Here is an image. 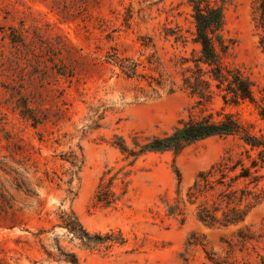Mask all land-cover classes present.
I'll use <instances>...</instances> for the list:
<instances>
[{
    "label": "rangeland",
    "instance_id": "obj_1",
    "mask_svg": "<svg viewBox=\"0 0 264 264\" xmlns=\"http://www.w3.org/2000/svg\"><path fill=\"white\" fill-rule=\"evenodd\" d=\"M253 1L231 0L226 8V35L234 42L227 62L252 80L261 100L263 32L256 28ZM194 31L187 0H0V160L15 144L23 145L39 160L41 172H56L68 180L71 166L63 158L75 153L84 165L73 181V201L65 198L64 185L36 189L49 219L58 223V214L72 210L90 232L120 231L127 240L95 252L75 249L83 264H260L264 257V201L246 223L229 228L203 225L194 208H188L182 224L168 215L164 203L177 197L176 168L185 195L200 172L229 150L242 152L243 143L237 137H215L179 156L150 153L130 165L115 145L116 136L133 148L134 137L144 141L171 133L191 113L200 115L194 109L196 98L183 90L171 95L160 90L161 97L147 98L152 89L145 81L127 80L106 64L96 71L85 58L104 63L116 48L142 63L140 71L159 78L163 67L151 71L155 66L149 64L157 53L180 83L171 60L198 51ZM176 34L188 38L186 48L175 42ZM26 105L41 122L37 127L24 118ZM222 111L264 135V121L249 102L229 106L215 96L206 113ZM107 170H113L111 175L129 172V185L116 181L118 194L127 191L115 205L103 208L94 197ZM241 230L252 239L243 240ZM20 235L25 234L0 231V258L18 257L12 250ZM62 245L74 249L65 239ZM28 255L30 261L24 255L22 264H48L38 248Z\"/></svg>",
    "mask_w": 264,
    "mask_h": 264
},
{
    "label": "trees",
    "instance_id": "obj_2",
    "mask_svg": "<svg viewBox=\"0 0 264 264\" xmlns=\"http://www.w3.org/2000/svg\"><path fill=\"white\" fill-rule=\"evenodd\" d=\"M230 1L187 0L192 8L195 25L192 42L198 46V51L193 50L191 56L175 55L171 60L180 83L167 71L157 53L149 59V64L155 66L151 71L163 67L165 73L159 78L140 71L142 63L124 56L116 48H112L104 63L85 57L91 69L100 71L101 66L106 64L116 68L119 76L127 80L145 81L152 89L147 98L161 97L160 90L169 95L183 90L196 98L194 109H200V115L191 113L189 119L182 120L171 133L144 141L134 137L133 148L125 139L116 136L115 145L131 160L130 165L150 153L172 152L179 156L188 147L215 137H237L243 143L242 152L234 154L229 150L208 170L200 172L185 195L182 193V174L176 168L177 197L173 202L166 199L164 203L168 215L179 219L182 224L187 220L188 208H194L196 219L207 227L239 226L246 223L250 214L264 201V135L256 134L251 125L245 124L233 113H206L207 106L215 96H219L229 106L249 102L256 107L264 121V94L258 100L252 80L227 62L234 46L233 40L226 35V8ZM253 15L256 28L263 32L261 44L264 46V0L253 1ZM188 41L182 34L175 36V42H181L184 48ZM28 107L24 106L28 112L23 116L37 127L41 122L34 110ZM28 151L25 146L15 144L12 151L0 160V231L19 230L25 234L15 239L17 248L12 252L18 257L7 259L5 256L0 258V264H12L11 261L22 264L24 255L29 260L28 253L36 248L44 256L43 263L83 264L75 249L95 252L127 242L120 231L106 234L90 232L72 210L58 214V223L49 219L45 200L41 199L36 189L45 190L54 185L62 189L64 185L65 198L71 197L73 201L77 197L73 181L79 176L84 162L73 152L63 158L71 166L69 178L64 180L56 172H41L39 160ZM112 171L104 173L94 197L95 203L103 208L115 205L127 191L125 189L122 195L118 194L116 181L121 180L125 186L129 185L126 182L129 172L119 171L111 175ZM58 228L62 232H57ZM240 237L243 240L252 239L243 230L240 231ZM63 239L68 240L74 249L64 247ZM260 264H264V257Z\"/></svg>",
    "mask_w": 264,
    "mask_h": 264
}]
</instances>
